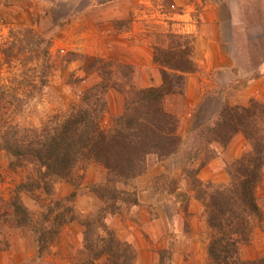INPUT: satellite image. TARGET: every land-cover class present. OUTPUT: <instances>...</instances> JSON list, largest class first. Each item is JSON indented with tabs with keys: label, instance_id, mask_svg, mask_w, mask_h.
I'll use <instances>...</instances> for the list:
<instances>
[{
	"label": "rangeland",
	"instance_id": "rangeland-1",
	"mask_svg": "<svg viewBox=\"0 0 264 264\" xmlns=\"http://www.w3.org/2000/svg\"><path fill=\"white\" fill-rule=\"evenodd\" d=\"M172 36L196 69L182 75L180 93L163 100L177 117L180 150L160 161L152 156L145 171L117 180V210L105 217L117 238L135 249L136 264H157L162 250L169 264H209V232L197 199L203 192L198 180L206 181L203 168L186 173V154L199 145L198 130L214 124L221 104L264 102V0H0V118L39 127L110 73L101 120L109 130L133 89L160 84L154 49L167 48ZM211 146L221 154L213 160L218 171L222 160L249 150L239 134L225 149ZM24 177V169L13 170L0 151V264H78V218L99 213L103 203L93 190L106 184V169L89 163L75 186L60 180L51 196L39 190L22 195L35 215L58 199L64 200L61 209L67 207L42 258L33 236L15 226L6 207ZM257 196L264 211V179ZM67 216L76 219L61 225ZM252 237L241 246L244 261L264 256V220Z\"/></svg>",
	"mask_w": 264,
	"mask_h": 264
},
{
	"label": "trees",
	"instance_id": "trees-1",
	"mask_svg": "<svg viewBox=\"0 0 264 264\" xmlns=\"http://www.w3.org/2000/svg\"><path fill=\"white\" fill-rule=\"evenodd\" d=\"M174 37L177 36L171 37L167 48L154 49L160 84L133 89L109 130L102 128L101 120L110 73L85 90L65 112L52 114L39 127L20 126L1 116L0 151L13 170L25 171L24 180L15 186L6 207L12 212L15 226L33 236L38 258L43 257L59 234L56 223L61 210L67 207L61 209L64 200L58 199L35 215L22 195H33L39 190L51 196L60 180L75 186L83 179L87 165L95 163L107 171L106 184L93 190L103 205L98 214L78 218L82 228V258L78 264H136L135 249L117 238L105 213L117 210V180L145 171L152 156L160 161L180 150L177 117L164 108L163 100L169 94L180 93L182 75L196 69L192 60L185 59L187 53L179 38ZM238 134L248 143L249 150L228 162L222 160L220 168L227 181L198 180L203 192L197 199L203 203L209 229V264H264V256L252 261L241 257V246L251 243L254 229L264 220L257 196L264 179V102L251 98L247 105L221 104L214 124L198 130L200 142L187 152L185 171L188 175L197 174L221 156L209 149L212 143L225 149ZM198 160L193 170L192 165ZM75 219L67 216L60 223ZM165 256L162 250L157 264H169Z\"/></svg>",
	"mask_w": 264,
	"mask_h": 264
},
{
	"label": "crops",
	"instance_id": "crops-1",
	"mask_svg": "<svg viewBox=\"0 0 264 264\" xmlns=\"http://www.w3.org/2000/svg\"><path fill=\"white\" fill-rule=\"evenodd\" d=\"M214 162L215 161H212L209 165H207L206 167H203V169L200 171V177L201 175L204 177V178H201L202 180L204 181H213V182H225L227 181V175H224V171H218L216 169H214ZM221 173L223 175L220 174V180H214L216 177H219L218 174ZM204 232L207 233L209 232V229L208 228H205L204 229Z\"/></svg>",
	"mask_w": 264,
	"mask_h": 264
},
{
	"label": "water",
	"instance_id": "water-1",
	"mask_svg": "<svg viewBox=\"0 0 264 264\" xmlns=\"http://www.w3.org/2000/svg\"><path fill=\"white\" fill-rule=\"evenodd\" d=\"M182 194V193H181ZM183 195V194H182Z\"/></svg>",
	"mask_w": 264,
	"mask_h": 264
}]
</instances>
